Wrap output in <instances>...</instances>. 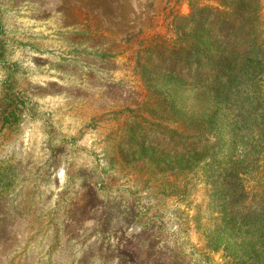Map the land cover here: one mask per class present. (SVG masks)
<instances>
[{
  "label": "rangeland",
  "instance_id": "374dc122",
  "mask_svg": "<svg viewBox=\"0 0 264 264\" xmlns=\"http://www.w3.org/2000/svg\"><path fill=\"white\" fill-rule=\"evenodd\" d=\"M212 27L249 56L258 47L260 83L240 93L264 115V0H0V264H264L253 192L241 213L260 212L236 230L221 219L213 165L193 169L182 198L153 193L155 168L140 173L123 157L160 82L144 49ZM174 95L177 108L201 107ZM213 130L210 157L234 134L232 121ZM252 142L249 191L264 176V139L254 157Z\"/></svg>",
  "mask_w": 264,
  "mask_h": 264
},
{
  "label": "trees",
  "instance_id": "16d2710c",
  "mask_svg": "<svg viewBox=\"0 0 264 264\" xmlns=\"http://www.w3.org/2000/svg\"><path fill=\"white\" fill-rule=\"evenodd\" d=\"M204 16L200 11L185 17L194 22L204 19ZM223 20L226 21L224 17ZM174 24L180 25L175 21ZM187 27H190V24ZM186 28L184 31L180 28L176 30L178 37L175 41L172 40L173 43L150 44L152 46L147 47L149 49H144L147 61L152 63V68H156L157 77L154 79L160 82H155L159 86L151 92L150 99H147L149 105L146 111L136 117L134 137L130 141L128 153L123 157L130 160L135 170L140 173L146 164L155 168L151 178L161 181L154 184L153 193L160 196L175 194L182 198L189 194V183L186 179L194 172L193 169L197 172L202 169L204 172L208 166L213 165L214 169L209 172L208 178H212V184L222 186L223 189L220 195L224 205L222 221L231 220L236 230L247 231L246 227L260 211L255 209L257 203L253 205L254 210L250 208L241 213L249 203L246 196L251 198L250 194L253 192V198L264 202V194L261 191L264 190V176L260 185L261 188L263 184V188L253 187V190L249 191L251 187L246 185V174L249 173L246 169L251 162L249 139L253 140V152L250 155L258 156L256 146L264 139V124L257 122L264 120V115L255 107L254 101L251 102L250 108H245L240 91L249 90L250 86L258 88L257 85L254 86L261 80L255 71L260 68L258 47L254 46L253 53L249 56L244 45L242 47L235 43L222 28L212 27L207 28V31L199 28L191 31L190 36ZM247 73L252 75L248 79L251 83H247L246 78L245 83L243 79V74ZM178 92L201 101V107L186 109L180 105L178 109L179 97L174 95ZM168 99L172 102L163 105L162 100ZM259 113L263 116L262 119ZM248 117H252V120L247 119ZM224 121H232V143H228L227 149H221L215 152L214 157H210L208 154L212 149L215 151V143L218 141L214 142L213 127ZM245 136H249V139L244 144ZM238 147H242V154H232ZM210 159L213 160L211 164ZM251 240L252 246H255V242Z\"/></svg>",
  "mask_w": 264,
  "mask_h": 264
}]
</instances>
